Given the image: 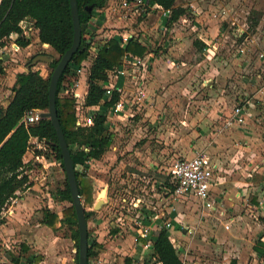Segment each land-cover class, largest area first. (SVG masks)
<instances>
[{
  "label": "rangeland",
  "instance_id": "374dc122",
  "mask_svg": "<svg viewBox=\"0 0 264 264\" xmlns=\"http://www.w3.org/2000/svg\"><path fill=\"white\" fill-rule=\"evenodd\" d=\"M114 2L120 6L122 0ZM193 3L199 5L198 16L192 14L190 4ZM177 5H186L190 9L187 16L172 27L179 31L178 34L170 32V29H161L164 25L160 26L157 12L150 13V17L139 15L134 26L137 28L134 33L138 37L137 41H143L147 52H152L158 59L162 58L159 63L155 58L151 59L155 87L149 92L154 107L146 104L130 120H110V131L114 135L111 148L100 160L92 161L89 169L78 167L93 184L94 205L85 209L87 212H94L88 221V229L90 239H96L102 245L98 255L101 264H124V260L133 254L130 240L127 241L121 230L113 229L112 224L119 219L122 222H132L133 199L140 195L144 194L148 198L149 194V200L157 204L161 192L159 187L161 183L167 182V174L177 159L191 158L201 152L207 153L218 163L221 168L219 175L224 178L223 185L216 188L218 197L221 196V190L231 194L232 190L246 189L244 187L248 183H253L254 190L249 192L259 193L260 196L251 195L247 203L253 198L258 205L260 199L264 202V130L254 144H247L240 138H236L231 145L218 141L220 136H229L226 132L229 129L224 127L225 123L233 114L234 108L245 102V97H242L245 96L243 86L249 79L253 76L259 80L253 85L256 92L264 88V0H178ZM184 18L187 20L183 21ZM114 25L116 23L112 26ZM114 28L117 30V27ZM125 30L131 33V28L118 31ZM29 37L31 45L28 48L18 52L11 51L10 72L0 73L2 101L8 100L7 96L12 91L10 79L26 69L34 61L33 57L50 55L53 60L59 57L51 48L43 46L36 32L29 33ZM86 38L96 50L100 42L91 40L89 36ZM201 38L209 40V43H204ZM195 41L203 42L206 49L200 51L199 47L194 46ZM165 44L175 45L176 55L166 58L169 51ZM94 49L91 52V63L96 56ZM2 53L0 51V56ZM85 68L89 71V64ZM36 69L44 74V78H48L51 73L49 64L44 62L36 64ZM88 74L89 72L80 74L78 79L67 77L64 82L67 91L61 98L76 101L74 92L78 89L83 92L84 87L88 88ZM258 76L262 78L258 79ZM227 90H230L232 96L230 102L226 103L224 94ZM82 104L85 102L80 105ZM223 105H227L225 111ZM76 106L78 107L77 103ZM262 116L263 113L249 119L263 128ZM206 119L210 122L206 123L207 127H203L202 122ZM226 119L228 120L225 122ZM246 126L247 123L243 127L246 129ZM251 135L256 136L253 132ZM46 152L42 150L39 157L46 158L47 162L42 160L39 163L35 159L31 165L35 173L41 175V182L34 181L25 192V196L35 200L33 206L22 211L23 221L19 222L14 231L9 224L0 226V264H13L11 255L17 256L24 249H27L23 253L25 257L30 254L40 256V264H62L63 259H66L65 264H78L77 243L71 238L69 227L58 224V229L54 231L45 228L41 223L44 211L49 209V203L53 200V194L64 186L65 181L62 166L56 167L55 158L49 148ZM104 189L107 191L103 198L104 205L94 211L93 208ZM176 203L180 206L178 211L181 210L184 215L182 219L185 225L186 222L193 223L199 213H202L199 202L193 198L186 202L178 200ZM71 205L68 202H55L53 211L62 213ZM171 206L173 207L172 204ZM164 208L165 206H161L160 209ZM205 218L213 226L221 228V225L224 229L222 221H218L215 214L205 213ZM6 222L10 223L11 220ZM251 222L253 225L250 228H255L248 238L237 232L236 225L233 226L230 234H236L231 248L233 254L244 252L248 255L246 264H264V260L254 261V257L249 255L252 252V242L261 234L260 228L263 230V225L254 224L258 221ZM213 230L216 234L213 236H219V246L222 244L221 247L224 248L231 243V237L228 239L220 236V229ZM168 231L171 236L172 229ZM209 235L212 236L211 232ZM200 236L203 234L200 233ZM120 244H123L125 255L117 250Z\"/></svg>",
  "mask_w": 264,
  "mask_h": 264
},
{
  "label": "trees",
  "instance_id": "16d2710c",
  "mask_svg": "<svg viewBox=\"0 0 264 264\" xmlns=\"http://www.w3.org/2000/svg\"><path fill=\"white\" fill-rule=\"evenodd\" d=\"M77 1L82 28V43L59 81L56 103L59 122L76 169L80 195L84 200V207L91 208L94 205L93 184L86 174L78 170V167L89 169L91 162L100 160L113 145L114 135L110 131L107 115L114 103L119 100L117 93L109 99L102 84L108 81L109 72L121 66L127 53L144 56L147 50L141 42L135 39H131L127 45L122 46L121 37L118 35H114L105 43L97 45V54L87 77L89 89L85 97V106H99V110L92 112L94 126H78L76 101L62 99L60 95L66 91L64 82L67 77L77 78L78 70L89 59L92 45L86 36H93L96 31L91 25V21L97 12L107 6L109 0ZM177 2L178 0H150L151 5H159L165 10H171V17L164 21V27L167 30L190 12V9L178 6ZM90 8H92L91 11H89ZM24 21L31 24L40 42L43 45H48L59 57L49 64L51 73L48 78L41 76L36 65L32 66V63H29L28 72L16 75V82L12 88V100L7 107H0V215L3 208L7 206L18 191L22 192L30 185L32 186V184L29 185L28 176L23 173L24 169L31 168L25 164V156L32 151L35 155L42 154V151L34 150L35 143L32 142V139L45 143L55 160L61 163L65 173L58 137L51 120L42 118L37 124L28 126L23 120L31 110L38 109L44 112L49 110V89L52 73L74 43L71 0H0V51L11 47L13 44H16L20 49H26L31 45L30 39L21 37L24 33L21 24ZM13 35L20 37L14 41L11 38ZM194 46L199 47L200 51L206 49L205 44L201 41H195ZM0 57L2 58L0 60V73H4L3 62L10 59V55L2 53ZM166 185H168L167 182ZM171 190H173V186ZM53 201L68 202L72 205L62 211V218L51 209L45 210L42 224L54 231L58 229V224L69 227L71 238L77 243L76 258L79 264L78 221L66 174L64 186L58 188L53 194ZM92 215L94 212L86 211L88 221ZM0 223L6 222L0 221ZM153 240L154 257L158 262L161 264H183L178 251L170 240L168 230L164 229L157 232ZM261 245V239H259L254 249L259 256L263 257L264 250L259 247ZM262 246L264 247V244ZM101 249L102 245L97 240L90 239L89 235L88 264H90L91 258L99 255ZM24 252L26 253L27 249H24ZM24 252L21 251L17 256L11 255L13 264L41 263L42 258L40 256L30 254L25 257ZM132 262L131 258H126V264H132Z\"/></svg>",
  "mask_w": 264,
  "mask_h": 264
},
{
  "label": "built area",
  "instance_id": "2783aa9c",
  "mask_svg": "<svg viewBox=\"0 0 264 264\" xmlns=\"http://www.w3.org/2000/svg\"><path fill=\"white\" fill-rule=\"evenodd\" d=\"M120 8L123 11L136 12L138 15L150 16L152 12H157L159 18L169 19L172 15L171 10H165L159 5H151L150 0H122ZM29 24V23H28ZM161 26V25H160ZM165 26V25H164ZM161 26V29L167 30L166 27ZM21 27L24 31L21 37L30 39L29 33L36 32L33 31L31 24L27 26V22L24 21L21 24ZM91 37L92 35H87ZM121 37L122 46H125L129 43L131 39L137 40V35L133 33H126L118 35ZM19 35L11 36L12 40H16ZM143 44V41L139 40ZM93 47L90 49L91 52ZM21 49L13 44L11 47H7L3 50V53L10 55L11 51L18 52ZM208 51V49H207ZM209 52L211 49L209 48ZM94 53L97 54V51L94 49ZM96 57V56H95ZM153 58V53L148 51L144 56H135L133 54L127 53L122 61V64L119 68L109 72L108 81L102 84L103 89L106 92V96L110 99L114 96L115 93L119 95V100L114 103L112 108L108 113L109 118L119 116L125 120H130L134 115H137L138 112L147 104L149 107H154V101L151 98L149 91L147 89V84L149 81V75L151 72V59ZM94 59V58H93ZM28 71V70H27ZM88 70L85 68V65L78 70V77L87 73ZM41 76L44 77V74L40 72ZM88 89L89 84L87 82ZM67 91V89H66ZM63 92L61 95H63ZM85 97L80 95L79 92H74V98L76 99L77 115H78V126L80 127H92L94 126V119L92 116V111L90 108L86 107L85 104L80 105L82 102H85ZM86 111V113L84 112ZM90 111V112H89ZM95 112V111H93ZM44 111L34 109L29 111L23 122L28 125L37 124L43 117L42 114ZM249 117V102L245 101L234 108L233 114L229 120L225 123V129L231 128H244L246 125L247 118ZM43 144V145H42ZM44 142L35 143V149L39 151H47V147ZM40 155H36V160L39 163H42V160L46 161V158ZM47 162V161H46ZM56 167L61 166L56 160H54ZM25 164L30 165L29 162ZM46 165V163H45ZM61 168V167H60ZM221 168L218 163H215L212 158L207 153H199L193 158H183L177 159L173 162L169 173L167 174L168 180L161 183L159 190L160 196H158V203L161 206H171L173 202L182 199L193 198L200 202L204 210H208L211 214L222 216L220 210L221 204L215 196V187L220 185L224 179L219 175ZM24 175L28 176L29 185L33 182H41V175L36 174L34 169L27 168L23 171ZM31 186V185H30ZM173 186V190L171 187ZM21 192L18 191L15 196L8 202L7 206L3 208L0 221H5L12 218L16 214V208L20 201ZM151 196L148 194V198L143 194L135 199L132 204V210L134 211V217L132 222H122L119 219L117 222L112 224L113 229H119L121 232L130 240L133 249L137 252L140 249L141 257L137 260H133L132 264H161L154 257V240L153 237L157 232L161 230H170L173 229L172 222L164 221L159 223L163 214H161V207H157V204L150 201ZM125 203H128L127 200H124ZM55 205V202L52 200L49 203V209H52ZM258 208L259 211H262L264 214V202H259ZM257 210V209H256ZM255 219V218H254ZM224 228L230 230L233 225V221L230 218H224L222 220ZM1 225V223H0ZM120 232V233H121ZM130 257V256H129ZM131 258V257H130ZM99 257H93L90 259V264H101ZM126 264V261L123 262Z\"/></svg>",
  "mask_w": 264,
  "mask_h": 264
},
{
  "label": "crops",
  "instance_id": "0c3cea01",
  "mask_svg": "<svg viewBox=\"0 0 264 264\" xmlns=\"http://www.w3.org/2000/svg\"><path fill=\"white\" fill-rule=\"evenodd\" d=\"M195 1V0H193ZM198 4L197 3H193L190 4V7L193 9L192 14L198 16L200 13V9L198 8ZM183 7H186V5H183ZM139 15L136 12H130V11H123L121 10L120 6H117V3L114 2V0H109L107 6L97 12L96 16L92 19L91 21V25L96 29V31L93 33V36L90 37L91 40L96 39L97 42H100L99 44H103V42L105 43V41L109 40L111 37H113L114 35H120V34H126L130 31H121L119 32V29H124V28H131V33H136L137 28H134L136 22H137V17ZM150 17V16H149ZM148 18V17H147ZM149 19V18H148ZM187 18H184L183 21H186ZM165 19L161 18L160 25H164ZM113 23H116V25L112 26ZM174 26V25H173ZM117 27V30L116 28ZM110 30V31H109ZM223 30V29H222ZM170 32L172 33H176L178 34L179 31L175 28H170ZM207 34V32H205ZM181 39V38H179ZM202 41L204 43H209V40L207 39H203L201 38ZM40 41V40H39ZM167 44H165L166 46ZM169 45V44H168ZM166 46V49H168L169 54L166 55L165 57H169V56H174L176 54H174V50L177 48L175 45L173 46ZM44 47H49L48 45H43ZM50 48V47H49ZM153 58L156 59V62L159 63L162 58L158 59L157 57H155V55L153 54ZM0 60H2V58L0 57ZM11 59H7L6 61L3 62V67H4V71L5 72H10V68H9V61ZM91 59H88L87 61L84 62V65H88L89 64V68L91 66ZM93 62V60H92ZM169 62V60H168ZM28 67L26 69H24V72H28ZM23 71H20V73H22ZM89 72V71H88ZM152 73H154L152 70L150 72L149 75V81L147 84V89L148 91H152L153 87H155V81L153 82V77H152ZM258 79H261L262 76H258ZM247 80V78H244ZM12 81V85L11 87L13 88V86L15 85L16 82V75H13V77L10 79ZM87 81V79H86ZM152 81V82H151ZM257 79H255L253 76L249 79L248 83H246L243 87L245 89V91L243 93H245V97L244 100L249 102V117L247 118V124L248 126H246V129L244 131L241 130H237L234 128H231L229 130H227V137H222L220 136V138H218V141L223 143V144H230L236 140V138H240L242 140H244L245 142H247V144H254L256 143L257 140H259V135L263 133L264 127L260 128V126H258L259 124H257V122H255L254 120H251L249 118H252L253 115H259L263 113L262 119L264 121V88L260 91V92H256V90L253 89V85L254 83H256ZM83 92H81V90H77V92L80 93L81 96H85L87 95L88 92V88H85L82 90ZM225 92V91H224ZM150 94V92H149ZM225 95V99L224 101L230 102L231 100V92L230 90H227ZM1 96L2 94L0 93V107H7L8 104L10 103V101L12 100L13 97V93L12 91L8 94L7 98L8 100L6 101H2L1 100ZM61 96V95H60ZM5 99V98H4ZM224 106V110L227 109V105H223ZM223 106H221L220 108H223ZM261 109V111H260ZM90 110L93 111H97L99 110V106L90 108ZM223 118V117H221ZM230 118V117H229ZM228 118V119H229ZM226 119L225 122L228 120ZM257 119V118H256ZM107 120H108V115H107ZM122 121L123 119L120 118L119 116H115L113 118H109L108 123L110 124L111 121ZM210 121L206 119L203 120L202 125L203 127H207ZM111 128V127H110ZM249 130V131H248ZM251 131V132H250ZM256 134L255 137H253L252 135L250 136V134ZM33 143L37 142V139H32ZM34 153L29 152L26 156H25V162H29L30 161V165L34 163L35 160V156L33 155ZM194 157V156H193ZM191 157V158H193ZM187 158V157H186ZM183 159V158H182ZM33 161V162H32ZM39 166H41V164H39ZM251 176V175H250ZM223 182V180H222ZM220 185H223V183H221ZM218 185V186H220ZM249 185V186H248ZM215 187V196L217 198V200L219 201V203L221 204L220 206V210L222 212V216L220 215H215V217L217 218L218 221H222L224 218H230L233 221V225L231 226V229L233 228V226L236 225V229L238 233H242L243 235H246V237L248 238L251 234V231H253V229L255 228V226L253 227V229L250 228V226H252V222L251 221H258V223H254L256 225H263V230L260 231L261 234L258 235V239H255L254 242H252V252L249 254L251 257H254V261H256L257 259H261L264 260V256L261 257L256 253V250L254 249L258 240L261 239V244H264V214L262 211H259L258 208H256V206L258 207L259 205L257 204V202H255V199L253 198V200H251V202L253 203H247L249 202L247 199L251 196V195H255L252 194V192H249L251 190H254L253 183H248L244 188L246 189H242V190H232L231 194L230 192L228 193L225 190H221L219 191V193L221 194V196H217L216 194V188ZM250 187V188H248ZM255 190L257 191V188H255ZM25 192H27V189L21 192L20 195V201L19 204L16 208V214L15 216H13L12 218H10L9 220H11V222L9 223H4L1 224L0 226H6L7 224H9L10 228H12V231L15 230V228L18 226L20 221H23V215H22V211L28 209L29 206H33L35 200H33V198H29L27 195L25 196ZM256 195H258V197L260 196L259 193H257ZM246 197V198H245ZM38 198V197H37ZM36 198V199H37ZM190 199V198H188ZM188 199H182V201L186 202ZM260 199V198H259ZM37 201V200H36ZM180 201V200H179ZM262 200L260 199L259 202H261ZM175 203V204H174ZM172 206H168L164 208V210L161 209V214H163V218H161V220L159 221V223L164 222V221H170L173 224V229L171 231V236H170V240L173 244V246L176 248V250L179 253V257L181 259V261L183 262V264H246V258H247V254L244 252H239L238 254H233L234 252L232 251V246L234 245V235L236 234H230V230H226L225 228L222 229V226L220 225L221 228H219L218 226H213V224L211 225L209 223V220L207 218H205V213L210 214V212H208V210H204L203 207L201 206L200 202V208L202 209V213L200 212L199 215L197 216L196 220L191 222H186L187 224L185 225L183 222L182 217H184V215L182 214L181 210L180 212L178 211V209H180V206L178 205V203L174 202ZM157 207H161V205H159V203L157 202ZM54 208V207H53ZM53 208L51 210H53ZM170 208V209H169ZM250 208V209H248ZM257 209V210H256ZM248 210V211H247ZM43 213V212H42ZM194 213V212H193ZM192 213V214H193ZM251 213V215H249ZM57 214L59 215L60 218H62V213L57 212ZM229 214V215H228ZM44 216V214H43ZM255 218V219H254ZM252 219V220H251ZM43 220V218H42ZM41 220V223H42ZM261 221V223H259ZM243 222V223H242ZM43 225V224H42ZM185 225V226H184ZM45 228L51 230L49 227L43 225ZM220 229V236H223L225 238L231 237L229 240L231 241V243L227 246H225L224 248H222V244L219 246V236L216 238L213 235L215 234V231L213 229ZM257 229V228H256ZM211 232V235L210 234ZM200 233L203 234V236H200ZM14 234V232H12V235ZM208 235V236H207ZM197 237V238H196ZM200 238V239H199ZM202 238V239H201ZM209 239V240H208ZM96 240V239H93ZM127 241H129L127 239ZM126 241V242H127ZM130 244V243H129ZM212 245V246H211ZM259 246L261 250H264L263 246ZM123 244H120L118 249L122 254H123ZM125 251V250H124ZM237 251V250H235ZM120 253V254H121ZM125 255V254H123ZM231 255H233L231 257ZM132 261L133 260H137L141 257V252L140 249L137 250V252L133 249V254L130 256ZM66 259H63L62 264H65ZM24 264V263H22Z\"/></svg>",
  "mask_w": 264,
  "mask_h": 264
},
{
  "label": "water",
  "instance_id": "95a60500",
  "mask_svg": "<svg viewBox=\"0 0 264 264\" xmlns=\"http://www.w3.org/2000/svg\"><path fill=\"white\" fill-rule=\"evenodd\" d=\"M71 7H72V18L74 24V43L72 47L61 58L57 67L54 69L52 73L50 80V89H49V110L48 112H44L42 114V117L49 118L51 120L58 137L59 147L61 149V153L63 157L65 174L69 183L71 196L73 200V206L75 208L77 221H78L79 264H88L89 229H88V220L86 217V209L84 207V203L80 195L76 169L74 167L72 160V154L69 150V146L67 144L65 135L63 133V130L59 122L57 103H56V95H57V88L59 81L63 76L64 72L66 71L67 67L71 63L73 56L76 54L82 43V28H81L80 16L78 10V1L71 0ZM91 10L92 8L89 9V11ZM40 62L50 64L53 62V57L50 55H39L32 62V66ZM106 195H107L106 189L102 190L99 195L100 200H98V202L93 208L94 211L99 210L102 207V205H104L103 198L106 197Z\"/></svg>",
  "mask_w": 264,
  "mask_h": 264
}]
</instances>
